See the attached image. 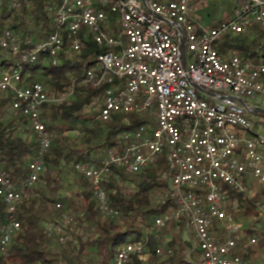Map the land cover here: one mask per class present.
<instances>
[{"label": "built area", "instance_id": "2783aa9c", "mask_svg": "<svg viewBox=\"0 0 264 264\" xmlns=\"http://www.w3.org/2000/svg\"><path fill=\"white\" fill-rule=\"evenodd\" d=\"M210 1L215 0H58L53 8L55 22L68 31L71 53L79 54L84 47L79 38L83 27L98 45L110 49L94 59L83 80L94 90L105 88L99 120L109 122L116 114L153 111L156 123L152 132L141 126L124 134L120 144L97 163L78 164L75 170L89 180L101 213L117 218L119 212L110 205L103 186L111 168L138 174L167 152L166 197L176 208L156 219L157 231L184 221L197 253L192 260L195 264H264L232 257L238 246L246 251L258 239L247 238L244 224L227 209L229 190L247 195L250 177L264 186V135L255 134L252 119L264 104V64L243 59L234 50L223 55L217 49L227 35L264 27V0H230L233 16L206 25L197 11L201 3ZM9 2L19 7L18 0ZM114 14L118 16L116 34L111 30ZM0 45L22 63H35L43 53L57 57L65 43L56 33L32 49H22L19 38L5 31ZM8 96L12 97V113L29 120L39 149L29 176L20 183L0 170V197L8 210V222L0 226L4 255L21 228L17 210L32 196L52 145L43 120L44 107L58 101L42 83L26 85L21 68L0 75V101ZM257 209L264 235V203H257ZM70 221L63 217L64 225ZM48 230L64 241L62 226L49 225ZM145 250L142 244L128 243L114 264H130L133 256H142Z\"/></svg>", "mask_w": 264, "mask_h": 264}, {"label": "trees", "instance_id": "16d2710c", "mask_svg": "<svg viewBox=\"0 0 264 264\" xmlns=\"http://www.w3.org/2000/svg\"><path fill=\"white\" fill-rule=\"evenodd\" d=\"M18 1L19 7L14 8L9 0H0V39L5 31H11L19 38L22 49H32L58 33L64 39V49L57 57L43 53L35 63H22L0 45V70L21 68L26 85L40 82L49 95H70L44 107L43 120L52 136V145L32 196L17 210L21 228L14 235L7 255L1 252L0 246V264H114L118 252L128 243H139L146 248L142 256H133L130 264H195L186 260L191 250V256L197 255L193 245L182 241L178 234L185 230L184 221L172 222L161 231L155 227L157 218L176 208L173 200L166 197L169 188L167 152L155 165L138 174L128 173L118 166L111 168L103 186L110 205L119 212L117 218L101 213L89 180L75 170L78 164L97 163L130 131L145 126L152 132L156 127L153 111L142 115L116 114L109 122L99 120L98 108L89 113L87 109L95 108L96 104L101 108L105 88L94 90L85 85V73L97 56L110 49L98 45L83 27L79 38L84 47L79 54L71 56L69 33L55 22L53 8L58 0ZM117 18L111 15L114 34L119 32ZM217 49L223 55L234 50L243 59L264 64V27L257 25L245 34L227 35L217 44ZM11 101V96L0 101V170L18 184L29 176V166L38 152L39 142L26 117L13 113L9 116L4 112L10 108ZM78 127H82L81 136L71 137L69 133ZM64 169L76 176L78 190L57 196L62 185L52 174L54 171L61 174ZM121 185L131 186L134 191L126 194ZM229 200L238 202L240 217L253 218L244 226V231L247 238L256 237L259 248L263 249L264 235L259 228L257 203H264V187L254 195L229 190ZM227 209L234 214L230 205ZM63 217L72 221L64 225ZM7 222V206L0 197V226ZM49 225L63 227L64 241H60L55 232L50 233ZM172 231L175 234L164 244L165 233ZM158 250H162V255ZM255 254V249L245 251L240 245L232 257L251 261Z\"/></svg>", "mask_w": 264, "mask_h": 264}, {"label": "rangeland", "instance_id": "374dc122", "mask_svg": "<svg viewBox=\"0 0 264 264\" xmlns=\"http://www.w3.org/2000/svg\"><path fill=\"white\" fill-rule=\"evenodd\" d=\"M233 11H234V5H233L232 1H230V0H215V1L201 3L200 8L197 11V15L201 18V20L204 24L211 25L214 22L217 23V21L229 20L233 16ZM74 54L75 53H71V56H73ZM2 72L3 71L0 70V75ZM69 95H70V93H67L65 95H59V96L52 94V95H50V97L53 99H58L59 101H63L64 99L68 98ZM96 108H98L97 109L98 112H101V108L98 107L97 104H96L95 108H93V109L89 108V109H87V111L89 113H94ZM5 111H7V113L9 114V109L4 110V112ZM4 120H7V118L5 117ZM254 120H257V119H255V117H254ZM255 128H256V130H258L260 135H264V121H260V123L257 124L255 126ZM81 133H82V127H78L75 131L70 132L69 135L73 138H77V137L81 136ZM52 175H53V177H56L57 179H59L60 183L62 185V190L57 194V196L70 195L72 192H75L78 190L77 178L68 169H64L61 174H58L57 171H54ZM247 183L251 187V191L248 193L249 195H254L256 192L260 191L264 187L263 185L259 184L257 182V180L254 179L253 177H250L249 180L247 181ZM121 187L126 194L134 191V188H132L131 186L121 185ZM227 205H230L232 207V209L234 211V215L238 218L240 223L244 224V226L246 224H248V222L253 220L252 217L242 218L239 216L241 213V210L238 207V202L236 200H234V201L229 200ZM180 232H178V234L181 235L182 241L192 239L191 235L186 230L182 231L181 234H180ZM174 234L175 233L173 231L169 232V233H165L164 244L169 242ZM252 248L255 249L256 254L259 257L258 259H253V260L258 261V262L263 260L264 259V248L260 249L258 244L253 246ZM187 255L189 257L186 256V260H188V261L194 260L191 257V254L190 255L187 254Z\"/></svg>", "mask_w": 264, "mask_h": 264}, {"label": "crops", "instance_id": "0c3cea01", "mask_svg": "<svg viewBox=\"0 0 264 264\" xmlns=\"http://www.w3.org/2000/svg\"><path fill=\"white\" fill-rule=\"evenodd\" d=\"M217 22H220V21H217ZM214 23H216V22H214ZM259 106H260V107H259V110H258V111H255V112L252 114V119L254 120V117H255V119H257V120H254V121L256 122V125L259 124L260 121H264V104L261 103ZM9 115L13 116V115H12L11 108H9ZM256 125H255V126H256ZM255 126H254V130H253V131L255 132V134H259V132H258V130H256ZM186 241H189V240H186ZM195 257H196V256H195ZM192 258H194V257L192 256ZM258 258H259L258 255L255 254V255L252 256L251 261H254L253 259H258ZM262 259H263V258H262ZM263 261H264V259L261 260V261H259V262H263ZM254 262H258V261H254Z\"/></svg>", "mask_w": 264, "mask_h": 264}]
</instances>
